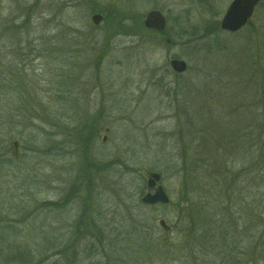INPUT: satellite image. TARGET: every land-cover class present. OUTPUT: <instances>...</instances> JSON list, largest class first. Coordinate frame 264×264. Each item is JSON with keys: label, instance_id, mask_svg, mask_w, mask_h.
Returning a JSON list of instances; mask_svg holds the SVG:
<instances>
[{"label": "rangeland", "instance_id": "1", "mask_svg": "<svg viewBox=\"0 0 264 264\" xmlns=\"http://www.w3.org/2000/svg\"><path fill=\"white\" fill-rule=\"evenodd\" d=\"M231 1L0 0V264H264V0Z\"/></svg>", "mask_w": 264, "mask_h": 264}, {"label": "water", "instance_id": "2", "mask_svg": "<svg viewBox=\"0 0 264 264\" xmlns=\"http://www.w3.org/2000/svg\"><path fill=\"white\" fill-rule=\"evenodd\" d=\"M259 0H232L224 14L221 17L219 27L223 31L236 32L247 24L248 19L253 13V10ZM102 19V16L95 13L91 16V21L94 25H97ZM146 29H153L156 31H163L166 26V19L162 12L157 9H151L148 11L142 22ZM169 66L175 73H184L187 69V63L183 59L171 58ZM108 129H104V136L102 142H105V135ZM10 147L13 152V156L17 158L19 156V141L12 140ZM137 174L146 179V192L140 197V202L144 205L154 204H168L170 199L163 185L160 183L161 175L156 171L151 170H138ZM158 224L163 227L164 230H169V225L165 223L163 219H159Z\"/></svg>", "mask_w": 264, "mask_h": 264}, {"label": "flooded vegetation", "instance_id": "3", "mask_svg": "<svg viewBox=\"0 0 264 264\" xmlns=\"http://www.w3.org/2000/svg\"><path fill=\"white\" fill-rule=\"evenodd\" d=\"M20 154V153H19ZM19 158V157H18ZM18 158H16V159H18ZM250 209V211H252V210H255L254 208H249ZM248 210V209H247ZM260 213H258V215H259Z\"/></svg>", "mask_w": 264, "mask_h": 264}, {"label": "trees", "instance_id": "4", "mask_svg": "<svg viewBox=\"0 0 264 264\" xmlns=\"http://www.w3.org/2000/svg\"><path fill=\"white\" fill-rule=\"evenodd\" d=\"M4 87H6V86L4 85Z\"/></svg>", "mask_w": 264, "mask_h": 264}]
</instances>
